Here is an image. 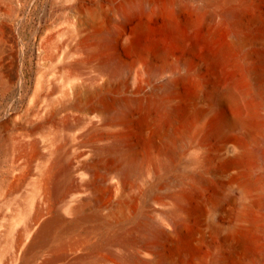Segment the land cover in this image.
<instances>
[{
	"label": "bare ground",
	"instance_id": "obj_1",
	"mask_svg": "<svg viewBox=\"0 0 264 264\" xmlns=\"http://www.w3.org/2000/svg\"><path fill=\"white\" fill-rule=\"evenodd\" d=\"M103 1L68 0L67 26L45 45L64 48L67 74L94 63L96 77L69 72L46 118L36 107L29 132L3 142L0 264H264V0ZM137 11L120 35L138 56L128 65L107 51L104 20ZM151 19L183 52L155 35L161 67L141 47ZM9 32L0 20V63L16 58ZM65 111L86 132H38Z\"/></svg>",
	"mask_w": 264,
	"mask_h": 264
},
{
	"label": "rangeland",
	"instance_id": "obj_2",
	"mask_svg": "<svg viewBox=\"0 0 264 264\" xmlns=\"http://www.w3.org/2000/svg\"><path fill=\"white\" fill-rule=\"evenodd\" d=\"M253 1L258 5L261 4V0ZM67 2L68 0H0V20L2 21L3 25H5L10 31L9 35L12 34V37H14V40H11L13 39L11 36V39L9 37L7 38L11 46H13L10 57H12V59L13 56L16 57H14V61L8 58L9 61L7 59L6 61H1L0 63V66L1 64L4 65V63L7 66V69L4 68L5 72L3 73H5L4 75H6L7 79H10V81L8 80V88H0V178H3L5 176L8 168V162L5 160L3 150L4 140L7 138V136H10L16 132H26L24 130H27V132H29L27 123L25 124V121L28 122L30 119H35L33 118V116H36V113L39 112V110L41 112L40 114H42L41 116H44V118H46L45 114L42 113L44 111L43 106H46V100L48 103H50L49 101L52 102V99L55 101L57 98H61L62 89H64L63 85L66 88L67 86L65 84L68 82V85L70 83L69 81L72 80H68L69 76L67 77V75L71 74H69V72H76V70L72 69V71L70 70L67 74V71H64L62 69L65 61L64 55L61 51V48L62 50H64L63 47H57L58 49H49V46L45 47V45H47V42L49 44L48 39L51 36H53L54 34L56 35L60 30L64 29L67 26ZM92 5L97 6V3L93 2ZM103 6L105 10H109L111 8L117 7L118 3L110 0H105V2L103 1ZM139 11L143 16L144 14L141 12V10ZM140 13L137 14L135 12L124 22H120V19L118 18H114V20L105 18L104 20V24L107 27H110V29L112 28L111 30H114V33L116 32V35H113V37L111 38L113 42L110 41L111 39L108 41L107 51L116 55L117 57H119V59L121 58L120 60H124L123 62L128 65H131L135 60H137L138 56L128 53L124 49L120 35L122 36L121 32H124V29L127 28V26L134 25L135 22L142 17ZM251 13L252 12H250L249 14ZM156 21L157 20L151 19V21L149 22V26L152 28V33L153 31H155L154 37L152 39L145 38L144 40H142V50L148 51L153 55L154 52L151 49L150 43L153 39L155 40L156 35L157 42L160 41L159 44L165 50H167L169 54L174 56L181 55L183 53L182 49L174 45L175 43H173V39L171 37H169L167 34L161 33L158 30L159 27ZM116 22H119V24H117ZM49 33L52 34L49 35ZM59 38H61L63 41V37ZM43 40L46 42H43ZM53 49L58 51L56 52ZM52 50L55 52H53V55L50 54ZM249 50L252 51V49ZM152 58L153 63L157 67H161L164 65L165 60L162 57L153 55ZM9 63H11L12 66H10ZM8 68L11 69L8 70ZM62 70L65 73L62 72ZM77 71L78 72L76 73L80 74V79H78V81H82V79L89 76L93 78L97 75V69L94 63L84 64L79 69H77ZM16 74L18 75V77ZM21 74L23 76V80H19ZM65 77H67V79ZM58 86H61V88ZM192 89L193 87L190 85V82H188L182 87V92L184 94H188V92L190 93ZM36 94H39L40 97L38 95L37 98L35 96ZM58 99L56 101H58ZM39 106L40 109L37 111L36 109H38ZM8 109L10 110L8 111ZM33 111L37 112H34V114ZM65 112L57 114L53 118H49L45 123V127H41V131L38 130V132H70L71 134H74L75 132H86L87 128L85 126H87V123L82 120V116L80 114L74 113L72 111ZM4 121H7L5 122L7 124H5ZM3 123L5 124V126L2 125ZM74 141L76 142V139H74ZM30 187L31 178L30 176H28L21 183L19 194L27 193L30 190ZM0 210H3L7 214H10L11 212L10 207H5L3 209L0 208Z\"/></svg>",
	"mask_w": 264,
	"mask_h": 264
}]
</instances>
